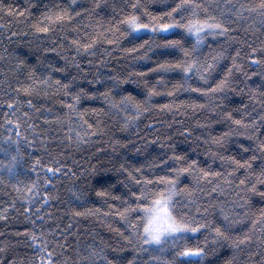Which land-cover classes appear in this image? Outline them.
I'll use <instances>...</instances> for the list:
<instances>
[{"label":"trees","instance_id":"16d2710c","mask_svg":"<svg viewBox=\"0 0 264 264\" xmlns=\"http://www.w3.org/2000/svg\"><path fill=\"white\" fill-rule=\"evenodd\" d=\"M4 2L24 12V15H10L6 10L0 11V81L3 82L0 83V101L11 99L15 95L10 88L16 89L17 80L23 84L31 82L27 77L32 68L36 69V80L48 75L49 64L56 69L66 70L53 72L52 84L36 85L37 92L29 98L39 109V114L30 111L27 106L23 109L29 112L31 118L25 121L21 117V123L24 125L20 129L21 136L25 134L27 124H32L35 126V132L27 129V137L29 141L36 142L32 147L21 145L24 158L16 165V178L9 179L7 172L0 170V176L3 177L0 179V213L8 218L7 221L0 219V233H3L0 235V247L7 245L6 251L0 253V256L5 260L15 257L16 264H39V255L34 256L37 249L30 237L24 234V229L28 228L36 232L38 237L40 231L44 230L45 236L51 242L50 249L56 252L53 257L56 264H84V259L90 252V245L111 246L113 249L119 245L124 248L120 255L126 256L127 259L135 257L139 264H149L150 257L160 253L152 249L137 253L134 247L137 242L129 244L124 239L131 233L124 219V209L134 199L130 198V192L139 187L128 173L134 168H140L143 175L150 179L167 175L171 169L177 167L175 162L168 159L173 151L177 155L185 154L186 162L183 166H187V161L195 159L201 168L220 173L219 176H210L207 179H194L189 173L180 177L176 200L181 214L187 212L189 216L203 217V209L209 208L208 220L220 223L223 219L222 207L230 208L234 204L238 206L243 201L247 204L245 210L249 220L235 224L233 236L242 235L252 227L251 219H255L259 211L264 209V196L260 194L264 192V185L256 184L264 161H252L250 174L245 168L234 171V161L221 159L234 156L237 160H248L259 153L257 140L251 138L252 131L246 130L243 125H236L233 119L226 117L228 112H231L235 119L245 121L264 116V108L256 100H250V88L245 86L242 73L234 72L232 84L222 94L216 95L205 96L190 91L189 84L193 87L204 86L202 81L197 84L198 77L194 74L190 81L185 82L182 74L173 71L165 76V82L157 84L160 73L148 72L147 68H155L160 57L153 56L150 60H143L138 58L142 57V51H124L131 46L128 43L129 37L123 36L127 28L122 23L119 26L116 24V21L123 20L125 13H131L130 3L135 0H77L76 5L71 6L72 19L53 21L49 32H35L32 25L40 21L42 13L53 5L56 6L55 10L60 7L67 8L71 0ZM196 2L202 5L201 18L211 15L231 20V27L234 29L232 35L237 38L235 42H228L227 37H207V42L201 49L202 59L204 56L215 55L216 51L228 47V43H231L230 51L233 53L237 47H240L242 52H247V45L241 41L250 40L255 45L264 40V23L258 13L249 14L245 11L243 17L235 15L241 4L247 8L258 4L259 0ZM96 3H101L99 9L95 8ZM140 3L147 7L150 13L159 16L168 11L171 0H140ZM25 9L28 11H24ZM139 12L142 22L148 23V16L143 13V8H140ZM161 22L166 23L168 20ZM117 27L119 32L115 31ZM93 39L95 43L89 51L81 49L77 53L73 41L79 40L83 44ZM192 43L193 40L189 37L185 46L190 47ZM46 49L49 51H45ZM181 58L182 54L179 53L168 57L170 60ZM20 61L24 63L21 64ZM220 64L222 67L212 73L213 79L210 83L218 82L224 76L231 60L228 58ZM244 67L250 73L257 71L254 67L248 68L246 61ZM142 72L146 74L136 75ZM117 75H131V79L127 83H121L119 88H113L109 78ZM57 79L62 84L74 79L69 89L73 93L83 88L86 92H96L98 95H85L80 104L70 111L67 105L72 102L71 98L57 89L54 84ZM133 80L136 82L133 83ZM145 81L148 82V87ZM248 83L254 87L260 83V79L252 77ZM174 85H183V88L177 87L174 90ZM151 86L157 87L159 95L152 96L149 103L141 105L148 111L142 112L134 121H128L124 111L113 108L99 95L112 89V96L117 102L120 96L128 92H131L137 101H146ZM24 96L25 94L21 93V98ZM167 105L171 107H163ZM244 108L252 115L246 116ZM129 114L135 115L134 112ZM19 115L17 113V116ZM40 115H44L45 119H40ZM53 117H59V122ZM15 118L7 106L0 103V136L7 135L14 127L6 130V120ZM84 121H87V124ZM88 124H91L92 128H88ZM67 127L73 129L71 141L67 139ZM185 128L190 129V133H185ZM76 132L81 133L79 143L76 140ZM225 133L228 134L226 139L218 144L212 142V138L220 140L221 134ZM41 135L46 137L45 141L40 140ZM257 135L264 141V129ZM12 139L15 140L16 136L13 135ZM42 143L44 147H41ZM37 156H40L43 163H49L52 158H56L64 168L59 173H46L42 167L33 170L31 165ZM0 159H5L3 153H0ZM161 159L167 160V167L160 163ZM121 165H124V168H121ZM196 175L199 177L198 172ZM38 176L40 195L33 196V203L29 204L23 199V196L28 195L23 189L25 185L36 181ZM45 178L51 183L45 184ZM245 178L246 183L241 185L240 181ZM17 183L22 189L19 193L13 186ZM252 184H256V192L251 191ZM185 185L188 187L185 188ZM43 192H47L51 197L46 206L40 203L44 199ZM197 207L201 209L200 213H197ZM29 208L32 215L30 219H26V210ZM137 215L142 213L132 214L133 222ZM50 229L52 231H49ZM210 231L201 230L199 234L178 238L175 245L170 242L165 248L164 257L171 259L176 245L181 249L185 245L204 246L207 240L209 256L205 258L204 264H227L229 260L232 264H260L261 253H264V247H261V239L264 237L258 239L260 226L254 229L252 240L241 244L239 249L230 241H214ZM17 232L20 235H17ZM55 241H59L58 246ZM144 247L148 248L147 245ZM44 264H47L46 260Z\"/></svg>","mask_w":264,"mask_h":264},{"label":"snow or ice","instance_id":"6c2138e0","mask_svg":"<svg viewBox=\"0 0 264 264\" xmlns=\"http://www.w3.org/2000/svg\"><path fill=\"white\" fill-rule=\"evenodd\" d=\"M77 0H71V4L65 8L60 7L58 10L56 6L53 5L51 9L42 13V19L33 23L32 28L35 32H49L50 25L53 21H63L65 19H72V5H76ZM47 8L48 6L45 5ZM101 3H96L95 8L99 9ZM202 5L197 3L196 0H171V3L168 5V11L166 13H161L159 16L153 15L149 12L147 7H144L140 0H135V2L130 3L131 13H125L122 21H116L117 26L121 23L126 26L127 31L123 33V36L129 37L128 43L131 45L129 48L124 49L128 53H140L143 52L141 58L143 60H150L153 56H158L160 59L157 61L155 68H147L148 72L157 71L160 73L158 76L157 84L165 82V76L170 72H177L182 74V78L185 82L192 79L193 74L198 77L197 84L202 81L204 86L193 87L191 84L188 85V88L192 92L201 93L203 95H216L217 93H223L231 84L232 76L234 72H240L243 74L245 86L250 88L249 98L250 100H256L259 105L264 108V40L260 41L259 44H255L250 40L241 41L242 44L247 45L249 51L242 52L240 47H237L233 52L230 51L231 43H228V47L216 51L215 55L204 56L201 58L202 53L201 49L205 46L207 42V37H227L228 42H235L236 37L232 35L234 30L231 27L232 21L229 19H221L215 16H205L201 18V9ZM143 8V13L148 16V23H143L141 20V13L139 9ZM6 10L10 15L23 16L24 12L19 11L12 5L6 4L4 0H0V11ZM24 11H28L25 9ZM247 11L249 14L253 12L258 13L262 23H264V0H259V3L256 5L249 6L245 8L241 4L235 11V15L243 17L244 12ZM79 15V13H76ZM167 19L168 22H161L162 20ZM111 31V29H109ZM116 32H119L120 29L117 27ZM14 35V34H13ZM147 37V39H145ZM191 37L193 43L190 47H186V41ZM116 41H109V43H114ZM76 45V51L79 53L81 49L84 51H89L92 44L95 43V40H91L88 43H83L79 40L73 41ZM45 51H49L46 49ZM50 51L55 52L56 49H50ZM182 54L181 59L170 60L168 57H172L174 54ZM137 58V57H134ZM230 58L231 64L224 71V76L218 81H212V73L216 72L218 68H221L220 62ZM65 60L67 58L65 57ZM209 60L211 62H209ZM247 62L248 68H256L257 71L248 72L245 70L244 62ZM21 64L24 61H20ZM90 63V62H89ZM79 67V65H77ZM48 75L42 77L39 80L35 79L36 69L32 68L27 79L31 81L28 84H23L17 80L16 89H11L14 91L15 95L11 99H5L0 101V103L7 106L10 110L11 115L16 117L11 121L6 120L5 128L10 131L5 136H0V153H3L5 159H0V170H5L8 174L9 179H12L15 176V169L17 163L24 158V153L21 151V145L27 144L29 147H32L36 142L35 140L29 141L27 137V129H32L35 132V126L32 124H27L25 129V134L21 136L20 129L24 127L21 123V117L26 121L30 119L29 112L23 111L24 107L27 106L30 111H35L39 114V109L33 103L31 97L35 92H37L36 85L43 84L48 86L53 83L52 73L55 71L64 72L66 68L56 69L53 65H48ZM146 73H136L137 76H143ZM252 77H258L260 83L252 87L248 81ZM131 79V75L126 77H121L119 75L109 78V81L112 83L113 88H119L121 83H127ZM99 83V81H96ZM133 83L136 81L133 80ZM0 83H3L0 81ZM74 83V79L68 81L67 83H61L59 79L54 81L57 89L62 90L67 96L71 98V103L67 105L68 109L71 111L80 104L82 97L85 95L90 97H95L98 95L96 92H86L85 89L80 88L78 92L73 93L70 91L71 85ZM146 87H148V82L145 81ZM180 87L183 88V85H174L173 89ZM21 93H24V98H21ZM172 95L173 93H168ZM7 95V93H4ZM112 105L113 108L124 111L125 116L128 121L136 120L142 112L148 111L146 107L142 108L141 105L144 103H149L151 97L154 95H159L156 86L149 87L148 98L146 101H137L136 98L132 95L131 92L126 93L125 95L120 96L119 102L115 100V97L112 96V89H108L106 93L99 94ZM63 102V101H62ZM15 106V107H14ZM163 107H171L170 105ZM202 107V106H201ZM95 111V109H93ZM246 116H251L252 113L247 111V108H244ZM130 112H134L135 115H130ZM17 113L20 115L17 116ZM51 109H49V114ZM7 117V114H5ZM226 117L233 119L236 125H243L246 130L252 131V139L257 140V149L259 150L258 155H253L248 160H237L233 157H221V159H229L234 161L236 168L234 171H238L240 168L248 169L249 173H252V161L260 159L264 161V141L259 139L257 133H261V130L264 129V116H258V119L245 121L243 119H235L232 116L231 112L226 113ZM40 119H45L44 115H40ZM54 120L59 122V117H53ZM87 124V121H84ZM88 128H92L91 124H88ZM66 132L68 133L67 139L72 140L73 129L67 127ZM185 133H190V129L185 128ZM87 134V133H85ZM15 135L16 139L13 140L12 136ZM76 140L79 143L81 133L76 132ZM227 133L221 134L220 140L212 138L213 143H220L222 140L227 138ZM41 141H45L46 137L43 135L40 136ZM119 143V142H117ZM41 147H44V144H41ZM243 147V145H241ZM247 150V149H246ZM255 151V150H254ZM177 164V167L171 169L170 173L163 176H155L154 179H150L148 176L143 175L140 168H134L132 172H129L128 175L131 177L132 181L139 187L135 191L130 192V198H134L132 203L124 209V219L128 223L131 233L124 237L129 244H132L133 241L137 243L134 245L135 251L137 253L147 252L149 249L157 251L160 254L157 256L150 257L149 264H204L205 258L209 256V248L207 240H205L204 246H183L181 249L179 245H176L171 259H166L164 257V251L166 246L171 242L175 245L177 239H183L189 234H199L201 230H211L210 235H212L213 240L216 242H227L230 241L231 244L239 249L241 244H246L252 240L254 229L257 226H260V239L264 237V209L259 211L258 216L255 219H251L252 227L248 229L247 232L242 235L233 236L234 225L240 221L249 220L248 212L245 210L247 204L241 201L237 205H232L230 208H221V215L223 219L220 223L215 221L208 220L207 216L209 213V208H204V216L193 217L189 216L187 212L181 214L177 207L176 195L179 191L178 185L180 182V177L184 173H189L193 175L194 179H207L210 176H219V172L207 171L204 168L199 166V162L195 159L187 161V166H183L186 162L185 154L181 153L179 155L173 151L172 156L168 157ZM161 164H164L167 167V160L161 159ZM31 167L33 170L37 168H43V170L51 173H59L64 168V165L56 158H52L49 163H43L40 156H37L32 162ZM151 167V166H150ZM121 168H124V165H121ZM260 178L256 181V184L264 185V164L261 165ZM127 171V169H125ZM197 172L199 177H197ZM135 173V175L133 174ZM74 175V173H73ZM139 177V179L137 178ZM0 179H3L0 176ZM45 184L51 183V181L45 178ZM246 183V178L240 181L241 185ZM256 184H252L251 191L256 192ZM16 188V191L19 193L22 191L20 184L17 183L13 185ZM185 188L188 186L185 185ZM214 191L216 189H213ZM24 192L28 195L23 196V199L26 200L29 204L33 203V196L40 195V179L37 177L36 181L31 182L30 185H25ZM106 195V193H99ZM264 196V192L260 193ZM43 200L40 201L42 206H46L48 200L51 199L47 192H43ZM14 207V205H12ZM197 213L201 212V209L197 207ZM27 215L26 219L31 218V209L26 210ZM134 213H142V215H137L135 222L131 220V216ZM119 214V213H118ZM239 217V219H236ZM0 219L7 221V216L3 213H0ZM35 225V221H32ZM49 231H52L51 229ZM20 235L19 232L16 233ZM24 234H27L37 252L35 255H39L40 261L39 264H44V261H47V264H56V261L53 257L56 255V252L50 249L49 244L51 243L44 234L42 229L39 233L30 231L28 228L24 229ZM3 235V233H0ZM55 245H59V241L54 242ZM103 245V242H101ZM144 245H147L148 248H145ZM261 247H264V239H261ZM7 245L0 247V253L6 251ZM90 252L89 255L84 259V264H139L138 260L133 257V259H127L126 256L120 255L119 253L124 252V248L117 245L115 249L111 246H99L93 247L89 246ZM214 254V253H213ZM260 264H264V253H261ZM0 264H16V258L13 257L12 260H5L3 256H0ZM227 264H232L231 260Z\"/></svg>","mask_w":264,"mask_h":264},{"label":"rangeland","instance_id":"374dc122","mask_svg":"<svg viewBox=\"0 0 264 264\" xmlns=\"http://www.w3.org/2000/svg\"><path fill=\"white\" fill-rule=\"evenodd\" d=\"M13 178H16L15 176Z\"/></svg>","mask_w":264,"mask_h":264}]
</instances>
